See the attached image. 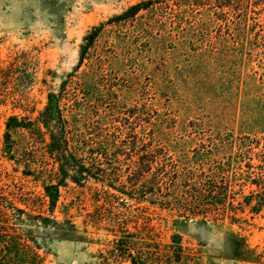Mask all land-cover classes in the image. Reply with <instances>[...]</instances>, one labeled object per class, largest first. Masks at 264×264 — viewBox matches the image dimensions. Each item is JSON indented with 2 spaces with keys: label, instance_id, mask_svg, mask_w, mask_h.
Masks as SVG:
<instances>
[{
  "label": "rangeland",
  "instance_id": "1",
  "mask_svg": "<svg viewBox=\"0 0 264 264\" xmlns=\"http://www.w3.org/2000/svg\"><path fill=\"white\" fill-rule=\"evenodd\" d=\"M140 1L0 0V68L17 63L14 77L0 82V188L16 198H42L44 186L58 182V167L40 139L19 129L6 142V121L10 115L35 118L48 92H58L78 64L84 36L105 22L66 88L76 89L79 99L85 92L92 121L111 134L137 113L132 134L115 136L128 158L155 150L167 172L178 168L182 185L190 171V185L214 174L220 182L225 172L229 215L178 227L187 264H264V207L251 209L264 197V0H159L133 20L107 24ZM11 93L24 100L6 102ZM105 112L119 121L104 124ZM120 158L125 181L132 161ZM167 176L164 184L173 186ZM96 187L101 184L71 180L60 187L54 216L73 221L77 237L31 227L42 264H104L100 252L112 237L84 223ZM160 213L171 226L175 217ZM153 223L164 229L163 219Z\"/></svg>",
  "mask_w": 264,
  "mask_h": 264
},
{
  "label": "trees",
  "instance_id": "2",
  "mask_svg": "<svg viewBox=\"0 0 264 264\" xmlns=\"http://www.w3.org/2000/svg\"><path fill=\"white\" fill-rule=\"evenodd\" d=\"M157 1L159 0H141L123 13L110 18L107 24L133 20L141 11L151 10ZM223 7L225 6H219V9ZM104 26L105 22L100 23L84 36L78 64L68 75V81L84 63ZM16 64L14 62L8 67L0 68V82H9L14 77L13 69ZM67 80L58 92H48L47 103L35 118L18 115L7 118L6 142L11 140V133L19 129L27 130L33 137L39 138L45 145L48 156L58 167V182L46 184L42 198H16L0 188V264L43 263V257L38 251L42 246L36 242L34 230L31 229L33 225L41 226L46 231L52 229L62 238L77 237L78 228L73 221H60L54 216L60 187L66 180L82 187L90 182L101 184L100 188L96 187L92 191L94 209L86 213L84 223L98 231L104 230L107 236L112 237L105 252H100L102 263L187 264L190 256L185 253L183 235L178 227L181 222L197 217H202L200 221L206 223L209 217L220 220L229 215L224 201L232 189L229 183L224 182L225 172L220 175V182L217 181L218 175L214 174L207 180L205 175L203 184L190 185L195 175L194 171H190L185 174L186 180L182 185L178 168L173 167L167 172L157 151L144 149V152L137 154L138 158H128L130 154L117 148L116 135L122 138L132 134L129 125L138 119L137 113L127 114V126L124 124L115 135L111 134L92 121V106L85 92L83 98L79 99L76 89L73 88L72 91L66 88ZM42 81L46 83V79ZM5 99L6 102L12 99L15 103L24 100L12 93ZM93 106L97 107L98 104ZM100 117L104 124L119 121V118H115L117 116L110 117L107 112ZM121 156L124 160L132 161V169L131 166L127 167L125 181ZM155 165L156 169H153ZM166 175L170 177L173 186L167 187L164 184ZM248 177L251 178L250 175ZM201 180L204 181V178ZM251 180L252 184L258 185L256 177ZM177 182H181V185H177ZM262 196L251 207L254 213L264 207ZM244 202L251 206L252 202L246 196ZM46 211L50 213L48 216L44 215ZM161 211L175 217L171 226ZM233 214L230 218L234 221L237 213ZM156 218L164 220V229H161V224L156 226L153 223ZM84 231L88 232L87 228Z\"/></svg>",
  "mask_w": 264,
  "mask_h": 264
}]
</instances>
